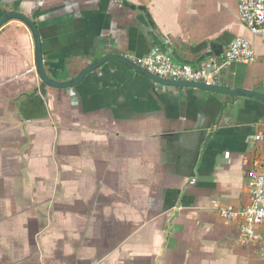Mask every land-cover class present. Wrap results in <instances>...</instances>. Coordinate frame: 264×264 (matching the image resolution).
Instances as JSON below:
<instances>
[{
    "label": "crops",
    "instance_id": "1",
    "mask_svg": "<svg viewBox=\"0 0 264 264\" xmlns=\"http://www.w3.org/2000/svg\"><path fill=\"white\" fill-rule=\"evenodd\" d=\"M133 6V7H132ZM36 23L49 76L107 53L175 61L251 41L222 84L264 93L237 0H0ZM264 104L163 86L109 61L68 89L37 77L28 28H0V264H264L219 209L248 202L244 161Z\"/></svg>",
    "mask_w": 264,
    "mask_h": 264
},
{
    "label": "built area",
    "instance_id": "2",
    "mask_svg": "<svg viewBox=\"0 0 264 264\" xmlns=\"http://www.w3.org/2000/svg\"><path fill=\"white\" fill-rule=\"evenodd\" d=\"M237 6L240 23L252 36L264 40V0H237ZM121 56L159 78L208 85L222 84L224 71L229 64L234 62L248 64L255 59L251 41L242 36L232 38L221 56H210L195 64L175 61L158 45H154L140 58L127 54ZM258 126L255 142L244 161L248 202L239 207L234 205L221 207L219 214L235 224L242 241L262 243L264 246V116L259 120Z\"/></svg>",
    "mask_w": 264,
    "mask_h": 264
},
{
    "label": "water",
    "instance_id": "3",
    "mask_svg": "<svg viewBox=\"0 0 264 264\" xmlns=\"http://www.w3.org/2000/svg\"><path fill=\"white\" fill-rule=\"evenodd\" d=\"M133 7V6H132ZM18 21L24 24L31 33L33 45H34V66L35 72L37 77L40 81L46 85L47 87L53 89H68L73 88L74 86L80 84L84 78L104 63L109 61H115L118 63L123 64L133 72L151 80L156 84H160L163 86H173V87H181V88H192V89H199L204 91H209L217 94H222L225 96L230 97L231 99L234 98H249L264 104V93L253 90V89H245L239 87H228L223 84L218 85H208L200 82H192V81H171L159 78L156 75L151 74L146 69L134 64L129 59L118 55L116 53H107L102 55L95 60H92L86 66H84L75 76L67 80H57L53 77L49 76L45 70L43 64V57H42V47H41V39L38 27L33 19L26 16L25 14L16 11V10H9L6 11L4 14L0 16V28L9 21Z\"/></svg>",
    "mask_w": 264,
    "mask_h": 264
},
{
    "label": "rangeland",
    "instance_id": "4",
    "mask_svg": "<svg viewBox=\"0 0 264 264\" xmlns=\"http://www.w3.org/2000/svg\"><path fill=\"white\" fill-rule=\"evenodd\" d=\"M259 45H260V47H259ZM257 47H259L258 51L264 52V40H260L259 43L255 44V50L257 49ZM262 58L264 59V53H263Z\"/></svg>",
    "mask_w": 264,
    "mask_h": 264
}]
</instances>
